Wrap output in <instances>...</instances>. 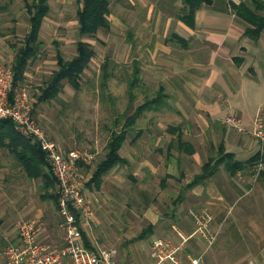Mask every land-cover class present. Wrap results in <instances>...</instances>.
Listing matches in <instances>:
<instances>
[{
    "label": "crops",
    "instance_id": "0c3cea01",
    "mask_svg": "<svg viewBox=\"0 0 264 264\" xmlns=\"http://www.w3.org/2000/svg\"><path fill=\"white\" fill-rule=\"evenodd\" d=\"M227 1L199 8L194 26L179 14L153 13L150 27L132 37L131 50L142 51L149 62L143 67L138 56L132 61L150 73V86L167 95L166 103L151 111L169 116L159 120L141 114L143 122L136 120L118 150L125 162L105 173L98 186L91 183L98 151L91 149L94 161L79 166L94 213L82 224L80 242L97 252L115 250L114 264H130L134 257L157 264L149 255L157 238L178 247L182 264H191L192 258L200 264H264V167L258 173L256 165L229 172L219 164L209 177L193 183L222 150L243 162L264 153L257 138L221 123L233 112L251 129L258 108L264 107V31L257 40L244 36L245 24L226 10ZM144 81L148 84L140 76ZM254 96L258 108L251 112L247 102ZM42 182L29 177L10 150L0 148V264H5L4 245L18 239L19 218L40 219L39 239L60 242L57 204L44 196ZM49 193L56 195L55 188ZM206 215L208 230H225L222 242L208 245L199 237L197 220Z\"/></svg>",
    "mask_w": 264,
    "mask_h": 264
},
{
    "label": "rangeland",
    "instance_id": "374dc122",
    "mask_svg": "<svg viewBox=\"0 0 264 264\" xmlns=\"http://www.w3.org/2000/svg\"><path fill=\"white\" fill-rule=\"evenodd\" d=\"M152 3L154 6L150 8ZM24 4V0H0V65L13 64L17 48L28 33V14ZM49 5L50 10L43 20L39 33L41 46L36 57L29 60L24 78L18 82L16 88L23 86L27 88L34 105L35 119L46 133L55 141L57 140L59 145L62 144L66 149L87 147L90 151L91 149L94 152L98 151L92 164L94 167L105 153V144L109 137L107 129L112 126L115 115L122 113L129 105V111L132 112L147 95L153 96L157 90L155 84L152 86L149 84L150 73L142 68L140 76L143 80L147 79L148 84L145 81L140 83V86L134 90L137 98L128 104L125 76L131 73L132 57L138 56L143 67L149 62L148 56H145L142 51L131 50L133 35L146 25L150 27L149 24L155 19L153 13L166 12L177 15L183 11L182 4L180 0H111L110 29L100 30L92 38L81 37L79 34L77 0H49ZM80 39L92 42L95 49V56L81 76V89L76 91L67 82H63L62 90L57 97L49 101L36 102L41 88L44 87L52 72L58 68L57 53L61 52L65 59L71 58L75 54L76 42ZM209 47L214 46L209 45ZM107 58L118 67L115 76L108 80V89L114 101L107 97L102 100L101 97V66ZM258 101L255 96L251 98L247 102V109L256 112ZM258 109L264 118V107ZM145 113H151L159 120L169 116V114L161 115L165 114L161 111L145 110L142 114L145 115ZM229 113L233 112H228L226 116ZM140 119L143 122V116ZM245 134L250 136L251 140H257L250 133ZM257 142L259 147L264 149V143ZM96 146L101 150H98ZM209 231L213 240L211 242H208L209 238L204 240L206 244L211 245L215 239H218V242L223 241L225 230ZM201 236L203 235L200 234L199 237ZM100 246L103 249L109 247L103 243H100ZM113 247L116 248L115 246L111 248ZM3 250L4 247L2 254ZM208 257L209 254H206L205 258L208 259ZM130 264L146 263L139 257H134Z\"/></svg>",
    "mask_w": 264,
    "mask_h": 264
},
{
    "label": "trees",
    "instance_id": "16d2710c",
    "mask_svg": "<svg viewBox=\"0 0 264 264\" xmlns=\"http://www.w3.org/2000/svg\"><path fill=\"white\" fill-rule=\"evenodd\" d=\"M77 21L81 37H95L100 30L110 29L109 15L111 13V0H77ZM183 3L182 13L178 18L190 26H194L195 13L203 5L210 6L214 0H180ZM25 10L28 14L29 30L23 41L19 44L12 64L14 71V87L24 78V72L29 60L36 57L41 41L39 40L40 28L47 16L50 5L49 0H24ZM226 10L235 14L242 21L244 36L257 40L264 31V0H233L227 1ZM131 35V33H130ZM183 40V39H182ZM95 55L92 43L80 39L76 42L75 54L65 59L61 52L57 53L58 68L51 74L37 97L38 102L49 101L56 97L62 90L63 82H67L76 91L81 89V76ZM131 73L125 76L127 95L131 104L136 98L135 88L140 86V63L133 60ZM117 65L107 58L101 66V97L114 101L108 89V80L115 76ZM166 94L163 89H158L153 96H146L135 109L130 112V105L118 115H115L112 126L108 127L109 137L105 144V153L94 166L91 183L100 184L102 176L117 164L125 161L120 157L118 150L131 130L136 120L145 110H155L166 103ZM0 148H7L15 155L16 160L29 177L42 178V190L45 197L52 198L57 204V196L49 193L50 188H55L56 180L52 175L46 154L37 142L32 141L18 133L11 119L0 118ZM210 159L204 164L203 173L195 178L193 183L201 182L209 177L215 167L223 164L229 172H236L245 166H255L260 160L264 161V153L258 151L248 161H237L232 152L222 150L219 158ZM94 161V160H93ZM92 161V162H93ZM214 163V164H213Z\"/></svg>",
    "mask_w": 264,
    "mask_h": 264
},
{
    "label": "built area",
    "instance_id": "2783aa9c",
    "mask_svg": "<svg viewBox=\"0 0 264 264\" xmlns=\"http://www.w3.org/2000/svg\"><path fill=\"white\" fill-rule=\"evenodd\" d=\"M12 65H0V118L11 119L15 130L22 136L37 142L46 154L49 169L56 180L57 228L61 236L59 243H46L39 239L42 221L38 218H20L16 221L17 240L8 241L4 246L5 264H114L115 250H95L84 247L80 238L83 222L93 218L90 200L85 195V183L79 166L92 163L95 154L87 148H74L63 151L33 115V103L25 86L14 87ZM225 125L235 127L239 132L250 133L264 143V118L259 111L251 129L242 126L241 119L229 113L222 119ZM263 168L259 161L254 170ZM209 216L197 220L200 233L213 240L207 222ZM209 235V236H208ZM178 247L164 238L155 239L149 255L157 264L169 262L182 264L177 255ZM191 264H200L199 258H192Z\"/></svg>",
    "mask_w": 264,
    "mask_h": 264
}]
</instances>
